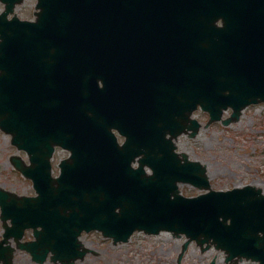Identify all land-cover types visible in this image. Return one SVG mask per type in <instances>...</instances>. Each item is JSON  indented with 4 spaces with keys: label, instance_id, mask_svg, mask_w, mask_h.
<instances>
[{
    "label": "water",
    "instance_id": "obj_1",
    "mask_svg": "<svg viewBox=\"0 0 264 264\" xmlns=\"http://www.w3.org/2000/svg\"><path fill=\"white\" fill-rule=\"evenodd\" d=\"M1 1L0 126L28 150L31 164L16 166L38 192L0 191L2 218L21 228L6 224L5 239L34 227L21 247L73 264L92 251L83 230L115 242L171 230L188 237L183 253L196 240L227 263L264 264L263 190L213 189L206 166L167 139L197 135L199 105L209 123L232 107L230 124L264 102V0H38L35 20L8 18L24 0ZM56 144L72 151L58 178ZM179 182L208 191L186 197Z\"/></svg>",
    "mask_w": 264,
    "mask_h": 264
},
{
    "label": "rangeland",
    "instance_id": "obj_2",
    "mask_svg": "<svg viewBox=\"0 0 264 264\" xmlns=\"http://www.w3.org/2000/svg\"><path fill=\"white\" fill-rule=\"evenodd\" d=\"M36 0H25L18 6L17 13L22 18L34 16ZM3 4L0 2V10ZM232 109L225 111L227 117ZM202 123L196 137L181 135L179 150L186 151L192 159L207 164L210 179L215 189H229L236 185L258 182L264 188V103L247 107L240 120L229 125L215 122L207 126L209 114L202 109L195 112ZM15 151L9 144L8 136L0 131V165L5 164V157ZM5 152V155H4ZM68 153L59 150L55 163ZM8 171V170H7ZM4 172V171H3ZM0 170V183H7L8 179ZM55 172H58L57 164ZM11 182H15L18 190L32 189L30 182L25 184L16 178L15 173H9ZM18 183V184H17ZM186 195H197L203 190L191 184H181ZM86 244L95 248L97 254L90 253L78 264H210L216 258L217 264H225L223 251L212 247L202 251L197 243L190 244L181 261L178 260L183 237L173 236L170 232L147 235L144 232L135 233L129 241L114 243L111 238L101 232L92 231L83 236ZM16 264H36L30 256L19 251ZM45 264H55L46 262ZM242 264H258L244 261Z\"/></svg>",
    "mask_w": 264,
    "mask_h": 264
},
{
    "label": "flooded vegetation",
    "instance_id": "obj_3",
    "mask_svg": "<svg viewBox=\"0 0 264 264\" xmlns=\"http://www.w3.org/2000/svg\"><path fill=\"white\" fill-rule=\"evenodd\" d=\"M4 155H5V152H4ZM4 159H5V164H3V166L0 165V170H2V172L4 171L3 173L4 175H6L5 177L9 179L10 178L8 174L9 171L7 170H9V165L12 167L11 162H10V156L5 157Z\"/></svg>",
    "mask_w": 264,
    "mask_h": 264
},
{
    "label": "bare ground",
    "instance_id": "obj_4",
    "mask_svg": "<svg viewBox=\"0 0 264 264\" xmlns=\"http://www.w3.org/2000/svg\"><path fill=\"white\" fill-rule=\"evenodd\" d=\"M208 173H209V170H208ZM209 176H210V174H209ZM253 184L262 186L261 184H258V182H253Z\"/></svg>",
    "mask_w": 264,
    "mask_h": 264
}]
</instances>
